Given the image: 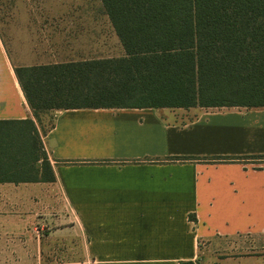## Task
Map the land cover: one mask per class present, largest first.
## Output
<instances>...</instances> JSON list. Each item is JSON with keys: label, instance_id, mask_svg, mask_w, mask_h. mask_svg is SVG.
I'll return each instance as SVG.
<instances>
[{"label": "crops", "instance_id": "0c3cea01", "mask_svg": "<svg viewBox=\"0 0 264 264\" xmlns=\"http://www.w3.org/2000/svg\"><path fill=\"white\" fill-rule=\"evenodd\" d=\"M50 1L63 8L25 12L43 19L22 27L37 41L26 61L15 64L0 31V121L38 125L15 68L126 55L102 0ZM55 113L43 142L56 181L0 182V264H264L262 252L210 249L264 233V167L159 161L263 156L264 108Z\"/></svg>", "mask_w": 264, "mask_h": 264}, {"label": "trees", "instance_id": "16d2710c", "mask_svg": "<svg viewBox=\"0 0 264 264\" xmlns=\"http://www.w3.org/2000/svg\"><path fill=\"white\" fill-rule=\"evenodd\" d=\"M102 2L124 57L15 68L38 125L42 113L70 109L264 108V0ZM38 125L0 121V182L56 181ZM245 160L264 155L159 161Z\"/></svg>", "mask_w": 264, "mask_h": 264}, {"label": "rangeland", "instance_id": "374dc122", "mask_svg": "<svg viewBox=\"0 0 264 264\" xmlns=\"http://www.w3.org/2000/svg\"><path fill=\"white\" fill-rule=\"evenodd\" d=\"M62 2L61 1H50V0H0V31L1 35L5 38L7 42L8 51L11 56V59L17 64V62L26 61L30 53L31 48L37 49V41L34 40V43L30 42L29 26H27V22L29 20L37 21L43 20L39 18H30L25 16L26 11L33 10H44V9H61ZM38 24V23H36ZM22 27H27L26 31H23ZM25 32V33H24ZM37 36V35H35ZM28 37L27 40L25 38ZM107 51H102V56ZM117 57H123V53L121 50L117 51ZM33 53L35 51L33 50ZM212 111H219L223 109H210ZM56 118L55 112L50 113H42L41 121L39 123L40 132L42 136H45L48 131L54 125ZM254 162V164L264 167V161H250ZM210 249L215 252H219V254L224 255H232L239 253H251V252H262L264 253V233L257 237L250 236H239L230 239H217L213 246ZM204 250V249H203ZM217 254V253H216ZM215 253L214 258L218 255ZM219 257V256H218ZM46 260V259H45ZM53 261V264H66V259L59 257L54 259H47V263ZM68 264H77L76 259H68Z\"/></svg>", "mask_w": 264, "mask_h": 264}]
</instances>
